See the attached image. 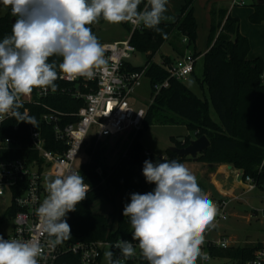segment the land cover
<instances>
[{
	"label": "clouds",
	"instance_id": "obj_1",
	"mask_svg": "<svg viewBox=\"0 0 264 264\" xmlns=\"http://www.w3.org/2000/svg\"><path fill=\"white\" fill-rule=\"evenodd\" d=\"M16 17L11 35L0 41V121L14 118L36 127V120L19 111L23 98L34 88L57 91L58 78L92 79L97 70L108 67L105 46L91 27L103 18L113 24L131 22L139 27H158L167 11L168 0H0ZM62 58L58 65L50 57ZM59 69V72L57 71ZM63 73V77L60 76ZM146 160L143 175L153 191L133 193L123 209L148 264H196L204 256L203 233L218 214V207L198 185L196 176L177 160ZM46 197L36 209L47 246L55 248L71 236L67 214L87 197L90 185L76 171L45 177ZM124 258L136 255L129 240L114 245ZM42 245L38 241L0 236V264H40ZM107 264L113 260L105 252Z\"/></svg>",
	"mask_w": 264,
	"mask_h": 264
},
{
	"label": "trees",
	"instance_id": "obj_2",
	"mask_svg": "<svg viewBox=\"0 0 264 264\" xmlns=\"http://www.w3.org/2000/svg\"><path fill=\"white\" fill-rule=\"evenodd\" d=\"M193 1L184 0L174 22L160 23L158 27L161 31L144 27L132 34L131 43L135 46L136 52L146 54L147 60L143 66H133L128 63L127 67L133 71L145 68V77L149 80L151 95L152 86L168 78L166 64L182 56L186 49H190L194 57L198 55L195 52L197 24L193 13ZM253 7L254 10L249 16L250 22L264 23V4L259 5L255 0ZM10 12L11 9L7 14L0 16V41L11 35L12 24L16 18L13 20ZM209 17L208 50L203 55L202 79L197 80L201 86L206 87L208 98L199 97L181 80L168 78V86L155 95L143 119L142 128L134 135L126 154L111 171L103 166L102 176L95 172L100 162L98 151L93 152L90 161L82 164L79 169L85 183L90 185V190L86 199L77 205L76 211L67 219L71 226V236L63 244L77 241L132 239L129 218L123 216L124 206L130 203L131 194H145L155 188V184H149L145 180L144 162L146 160L153 163L163 162L158 156H145V150L140 144L143 130L151 126L154 121L163 125L185 124L196 137L206 136L210 146L197 155V162L229 164L240 170L243 178L251 177L256 182L257 188L264 189V81L260 78L264 73V60L260 57L248 59V40L239 32L238 19L230 16L226 9L212 5L209 9ZM183 38H186L185 43L182 42ZM168 39V44L175 52V58L161 56V63L153 62L152 57ZM49 62L58 65L62 62V58L53 56L49 58ZM36 89H33V93ZM35 99L42 105L66 114L76 113L84 104L83 100L75 99L68 94H56L46 98L35 97ZM41 104L40 106L23 104L19 111L27 108L30 116L35 117L44 111ZM210 107L217 116V122L209 116ZM76 121L74 115H69L63 122ZM10 123L6 121L0 128V138L13 134L5 128ZM45 138L46 148L53 151L63 149V145L55 141L51 131L45 135ZM189 142L190 139L185 137L180 141L174 140L173 146L184 147ZM92 145L90 144L87 149L89 152L92 150ZM164 155L168 160L174 159L181 163L193 161L189 157L179 159L169 149ZM108 189L118 196L116 211L108 215L95 212L92 204L100 198L108 200L111 204L114 203L113 198L107 195ZM260 245L261 243L258 242L232 247L222 250V254L237 259L238 264H241ZM220 252L211 250L210 255L214 257ZM112 253L114 255V251ZM112 259L115 260L114 256ZM54 264H81V262L78 255L67 253L60 255ZM138 264H148V262L140 258Z\"/></svg>",
	"mask_w": 264,
	"mask_h": 264
},
{
	"label": "built area",
	"instance_id": "obj_3",
	"mask_svg": "<svg viewBox=\"0 0 264 264\" xmlns=\"http://www.w3.org/2000/svg\"><path fill=\"white\" fill-rule=\"evenodd\" d=\"M146 3L147 0H142L139 9L143 10ZM244 4V0H232L231 3L232 6ZM127 24L129 30L125 39L100 42L105 46L107 69L97 70L92 79L58 78L55 81L58 85L55 93L51 89L45 93L37 88L35 93L32 92L30 96L23 98V104L40 106V101L35 97L46 98L56 94H68L84 102L76 113L66 114L41 104L44 111L34 117L36 127L30 123L17 122L11 117L0 121V128L6 121L11 122L5 128L13 133L0 138V229L9 223L8 232H0V236L5 239L38 241L42 245L40 264H54L60 255L67 253L78 255L81 264H100L105 248H109L111 252L114 251L113 256L115 260H120V264H138L139 259L143 258L138 242L132 240L129 241L136 248V255L124 258L120 250L114 247L115 243L122 238L115 241L62 243L54 249L49 248L48 236L43 230L41 218L36 214V209L47 195L45 177L61 175L69 170L79 172L82 164L77 166L76 161L88 136L93 139L94 147H97L103 138H114V143L128 137L133 138L142 128L143 119L155 95L168 86V78L182 80L194 72L196 58L192 52L189 51L171 60L165 65L168 78L152 86L153 94L148 107H137L135 93L145 78V68L133 71L128 69L127 64L131 63L130 59L136 53V48L131 43L132 34L142 30L144 26L137 27L131 22ZM185 42L186 38H183V43ZM60 76L63 77V73H60ZM260 78L264 81V73ZM25 109L30 116L27 108L20 112L24 113ZM69 115H74L77 121L63 122ZM50 131L55 141L63 145V149L53 151L46 148L45 135ZM92 154L93 152L89 154V161ZM144 154L152 155L147 150ZM158 157L162 160V157L166 155ZM95 172L102 176V167L97 166ZM235 175L242 177L240 170H237ZM243 181L248 190L257 188L256 182L251 177L246 176ZM229 202L230 199L215 202L218 214L203 233L204 240L200 247L207 254H204L201 264L207 262L211 256V250H226L233 247V241L229 236L225 234L211 236L218 225L227 219ZM260 211L264 216V209ZM71 213L67 214L66 219ZM3 214L9 215L7 221L2 217ZM241 264H264V243H261Z\"/></svg>",
	"mask_w": 264,
	"mask_h": 264
},
{
	"label": "rangeland",
	"instance_id": "obj_4",
	"mask_svg": "<svg viewBox=\"0 0 264 264\" xmlns=\"http://www.w3.org/2000/svg\"><path fill=\"white\" fill-rule=\"evenodd\" d=\"M209 0H194L193 8L194 14L197 20V36L195 45L198 50L205 52L207 46V33H208V24L209 17L207 13V2ZM226 1V0H224ZM244 5H234L226 2L224 3L226 6L231 5V12L233 16L237 17L240 23L239 32L245 35L249 41L250 50L252 52H260L264 54V33L261 31V24H254L249 22L248 13L251 11L253 3L252 0H244ZM184 0H168L167 11L164 13V18L162 22H169L173 20L174 14L176 10L183 4ZM10 6H5L2 2H0V16L7 14L10 11ZM10 16L14 20L16 17H13L11 12ZM91 27L94 35L97 36L100 42H113L118 40H123L128 35L129 26L127 22H121L118 24H113L105 21L103 18H100L98 22L89 25ZM174 35V34H172ZM171 39V36H170ZM169 39L164 42L158 52L152 57V61L155 63L161 62V56H164L166 53L170 52ZM147 60V56L144 53L136 52L130 62L133 66H143ZM203 69V58L197 60L195 66V75L200 77ZM183 84H185L191 91L195 94L200 95V87L195 77L187 76L181 80ZM151 100V88L149 84V80L145 77L142 80L141 86L136 90L135 93V103L137 107H148ZM211 115L217 119V116L212 108ZM185 137H188L190 140L196 138L194 133L190 131L185 124H174V125H163L159 124L157 121H154L151 126L147 129H144L142 132V136L140 138V144L144 150H148L153 156H160L166 152V150L173 146L174 140H182ZM109 138H103L101 143L94 147L92 145L91 152L98 151L100 154L99 162L102 164V167H106L108 171L119 162L120 158L126 154L127 148L132 140V137H128L123 139L122 142H117L113 145V147H109L106 145V142ZM120 143H122V148L120 150H116ZM90 144H93V139L89 136L86 139V142L83 146L82 151L80 152L76 165L79 166L81 164H87L89 161V152L87 149ZM112 144V143H111ZM116 150V151H114ZM119 152V153H118ZM107 195L113 198V204H111L108 200L104 198H100L96 200L92 204V209L95 212L108 215L111 214L114 210L116 211L118 205V196L113 194L111 189L107 190ZM258 197L254 201V204L258 206L260 209H264V189L257 188L255 192ZM128 204V203H127ZM230 206L228 205L227 209V219L220 223L215 231L212 232L211 236H215L216 233L225 234L230 238L235 240L236 245H241L244 243L250 242H264V216H262L261 211L259 210L256 217H253L249 222L246 221L245 216L250 213L249 209L242 210L239 214L241 216L238 220L233 217V215H229ZM1 215V214H0ZM1 217V216H0ZM4 219H8V214H3ZM9 223L4 226L3 229H0V232H8ZM110 251L109 248H105L102 253V258L100 260V264H107L105 259V252ZM203 254H207L205 250H201ZM219 254L212 257L210 256L205 264H238V260L234 258H229L222 254V250ZM203 256L198 257L196 260V264H201L203 261Z\"/></svg>",
	"mask_w": 264,
	"mask_h": 264
},
{
	"label": "crops",
	"instance_id": "obj_5",
	"mask_svg": "<svg viewBox=\"0 0 264 264\" xmlns=\"http://www.w3.org/2000/svg\"><path fill=\"white\" fill-rule=\"evenodd\" d=\"M253 1L254 0H252V3H253ZM223 2L224 3H226V2L232 3V0H226V1H224V0H209L207 2L208 17H209V9L212 5H215L216 7H219V8L226 9L227 13L230 16L235 17V16H233V14L231 12V8H230L231 5L229 4V6H226ZM180 7L176 10L173 20H171L169 22H165V23H172L175 21L177 15L179 13ZM253 10H254V7L252 6L251 11L247 15L248 20H249V16L253 12ZM193 13H194V8H193ZM194 17H195V14H194ZM235 18H237V17H235ZM195 20H196V17H195ZM249 22H250V20H249ZM161 23H163V22L161 21ZM196 24H197V20H196ZM258 24H261L260 29L262 30L261 32L264 33V23H258ZM209 26H210V17H209V24H208V32H209ZM239 26H240V23H239ZM241 35L246 37L243 34H241ZM207 36H208V33H207ZM182 42H183V39H182ZM248 44H249V41H248ZM169 49H170V52L166 53L164 56H170V57L175 58V52L172 50L171 45H169ZM207 50H208V46H206V51ZM189 51L192 52L190 49H186L184 51V53H187ZM195 52L198 53V55L195 57L196 58L195 59V66H196L197 60L202 59L205 52L198 50L196 45H195ZM256 57H260L262 60H264V54H262L260 52H252L250 50V46H249L248 59H254ZM202 71H203V69H202ZM189 76L195 77L196 81L198 79L199 80L202 79V74L200 77H197V75H195V67H194V72L192 74H190ZM197 83L199 84L198 81H197ZM199 87H200V95L201 96H199V95L198 96L201 98H208V92H207L206 87L201 86L200 84H199ZM209 116L214 122L218 121L216 118H214L211 115L210 109H209ZM114 140H115L114 138H109L108 141L106 142V145H108L109 147H113V145L117 143V142L114 143L113 142ZM120 142H122V140ZM121 144L122 143H120L119 147L116 150H118V149L120 150V148H122ZM116 150H114V151H116ZM99 159H100V154H99ZM183 164H185V166L187 168H189V170L196 176L199 187L204 192L207 193V195L209 196V198L213 202H217L221 199H230L229 215H233V217L235 219L238 220L241 217V216H239L238 213H240L242 210L249 209L250 213L245 216L246 221L249 222L253 217L257 216L259 210H262V209L258 208L257 205L254 204V201L258 197V195L255 193L257 191V188L252 189V190H248L247 185L243 181V177H237L235 175L237 169L233 168L231 165H229V164H211V163H207V162H197V161H191V162L186 161ZM100 166L102 167V164H100ZM217 234H219V233H216L215 235H217ZM231 239L233 241V244H232L233 247H241V246H244L246 244H254V243H258V242L264 243V242L256 241V242H250V243H244L241 245H236L235 240H233V238H231Z\"/></svg>",
	"mask_w": 264,
	"mask_h": 264
},
{
	"label": "water",
	"instance_id": "obj_6",
	"mask_svg": "<svg viewBox=\"0 0 264 264\" xmlns=\"http://www.w3.org/2000/svg\"><path fill=\"white\" fill-rule=\"evenodd\" d=\"M256 3L259 5L264 4V0H256ZM209 146V140L206 136L202 135L190 140L189 144L184 147L171 146L168 149L175 153L179 159L182 157H189L193 161H196L197 155L203 150H206Z\"/></svg>",
	"mask_w": 264,
	"mask_h": 264
}]
</instances>
